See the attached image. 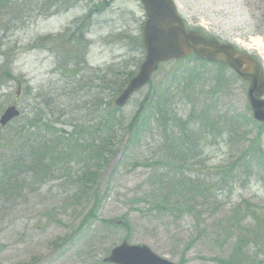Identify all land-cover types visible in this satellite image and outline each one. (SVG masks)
Segmentation results:
<instances>
[{
    "label": "rangeland",
    "instance_id": "1",
    "mask_svg": "<svg viewBox=\"0 0 264 264\" xmlns=\"http://www.w3.org/2000/svg\"><path fill=\"white\" fill-rule=\"evenodd\" d=\"M174 1L189 30L264 70V0ZM145 20L137 0H0V116L21 112L0 128V189L13 183L4 167L39 169L47 142L64 160L22 170L17 193L0 190V264H107L124 241L174 264H264V128L249 85L189 57L110 106L144 59ZM74 120L100 133L105 163H68L49 131L71 132Z\"/></svg>",
    "mask_w": 264,
    "mask_h": 264
},
{
    "label": "water",
    "instance_id": "2",
    "mask_svg": "<svg viewBox=\"0 0 264 264\" xmlns=\"http://www.w3.org/2000/svg\"><path fill=\"white\" fill-rule=\"evenodd\" d=\"M139 1L147 18L142 36L146 57L138 75L130 81L128 87L116 100L118 107L125 106L130 97L148 83L160 63L194 54L209 63L228 66L241 79L250 83L248 99L253 118L264 125V77L256 61L247 54L235 51L230 45H221L215 41L208 43L197 33L187 32L172 0ZM19 116L20 112L12 106L0 117V125L6 127ZM105 263L172 264L158 258L146 246H130L127 242L115 248L105 259Z\"/></svg>",
    "mask_w": 264,
    "mask_h": 264
},
{
    "label": "trees",
    "instance_id": "3",
    "mask_svg": "<svg viewBox=\"0 0 264 264\" xmlns=\"http://www.w3.org/2000/svg\"><path fill=\"white\" fill-rule=\"evenodd\" d=\"M126 81L127 80H125V83H126ZM123 87L119 88L118 91L122 90ZM151 101L153 102V104L157 102L154 97L151 98ZM146 115L148 116V113H146ZM147 116H145V118ZM102 120H103V122L107 123L106 128H109L108 130L111 131V127L109 126L110 118L105 117ZM101 123H102V121H101ZM50 131H52L51 128H50ZM59 133L63 134V132H61V131H59ZM53 134H55V133H53ZM56 135L57 134H55V137H56ZM82 135H84L83 136L84 138L89 140L87 143H84L85 145L88 146L84 150H82V146H81L82 143H83ZM97 135H98L97 131H92V130L85 131V129L81 126L80 129H78V130H76V128H75V130H73L72 132L64 133V135H61L60 137H57V142L58 143H64L68 147L67 149H64L63 151L68 150L69 147H70L71 150L69 149L68 153H70L69 155H72V156H71V158H69L68 163H71V165L73 164V162L71 160L73 158V156L74 155H78V157H79L81 154L87 155L88 157H92V160H94V158L96 159L97 158L96 155L98 154L101 157H103V163H105L104 162V160H105L104 150H101V151L98 152L97 148L95 147V145H97V142H98ZM105 141L106 140L104 138H102V144H101L102 146L105 145ZM50 148H51V146H48V142L46 144L42 145V147L37 152L38 157H39L38 158V160H39V163H38L39 169H35L33 166H32V169H31L30 163H29L25 167L27 169V171H30L31 173H33V175H36V174L41 175L42 173H46L47 171H49L48 169H50L51 165H53L54 163H59L60 162L61 164H64V160H58V158L60 156H57V155L60 154L61 150L58 149L57 152L55 153V155H53V152L50 150ZM49 150H50L51 154L49 153ZM256 155L258 157L262 156V153H261V151L259 149L257 150ZM88 157L86 159L83 158V160L89 161ZM33 161H34V159H32V162ZM50 162H52L51 165L49 164ZM92 162H95V161H92ZM98 167H95V168L98 169ZM23 169H24V167L19 165V164H11L8 169H6L5 167L3 168V172H4V174H6L4 179H9L10 178V179L13 180V183H11V181H8L5 184L1 185V189L0 190L2 192H4V196L7 195V194H10V193L11 194L17 193L18 192V187L22 188V186L17 185V183H18L17 182V174H20ZM91 171H92V168L91 167H87V174H89ZM1 183H2V181H0V184Z\"/></svg>",
    "mask_w": 264,
    "mask_h": 264
}]
</instances>
